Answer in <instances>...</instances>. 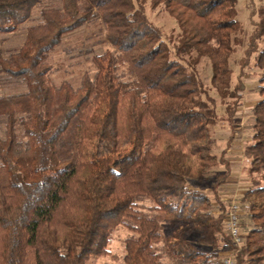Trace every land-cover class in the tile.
<instances>
[{"label":"trees","instance_id":"trees-1","mask_svg":"<svg viewBox=\"0 0 264 264\" xmlns=\"http://www.w3.org/2000/svg\"><path fill=\"white\" fill-rule=\"evenodd\" d=\"M42 1L0 0V39L34 22L0 57L1 81L21 89L0 96V264H89L120 227L129 232L123 264H222L220 252L235 248L218 203L230 169L225 152L213 154L212 128L235 123L238 77L252 58L259 99L243 152L235 264H264V6L234 77L237 0H162L179 27L171 47L146 17L153 0H59L33 18ZM93 21L113 50L91 57L94 73L76 90L53 85L51 54ZM202 59L208 85L197 74ZM219 166L214 214L205 190Z\"/></svg>","mask_w":264,"mask_h":264},{"label":"rangeland","instance_id":"rangeland-1","mask_svg":"<svg viewBox=\"0 0 264 264\" xmlns=\"http://www.w3.org/2000/svg\"><path fill=\"white\" fill-rule=\"evenodd\" d=\"M160 3H155V0L148 1L145 6V14L148 20L164 34L166 41L170 47L173 45L176 35L179 33V27L175 17L171 15L164 7L162 0H158ZM59 4V0H43L41 6L34 9L32 17L38 16V10L45 5ZM264 6V0H237V20L240 28V32H237V39L240 43L234 48V52L231 55L230 67L233 70L234 77L239 75V62L244 57L246 49L250 44V35L253 27L259 21L257 11L260 7ZM34 22H27L20 26L19 29L7 37L0 40V57H7L8 54L17 51L26 35V28L33 25ZM105 31L102 24L98 21H93L83 28L70 33L63 37L62 43L55 48L50 56V64L52 65V71L50 75V82L59 86L62 83L68 84L72 90L79 88L82 77L87 73L90 76L94 73V67L91 63V57L93 55H100L105 51H112L113 48L105 41ZM264 39V38H263ZM264 41V40H263ZM257 42V47L263 46L264 42ZM244 62V59H242ZM241 61V63H242ZM197 74L203 85L209 84L211 76L210 65L207 59H202L197 65ZM259 70L253 66V58L247 63L241 72V76L238 78L242 84V104L236 112L235 123L232 126L217 124L213 129V138L215 145L213 148V154L219 155L225 152V156H233L234 165H236V171L234 177H229L223 184L226 192L220 198L219 204H221L226 215L231 203L236 202L238 205V199L243 191L248 186V178L246 176V162L244 159V148L247 143L250 142L251 130V112L254 104L258 101L259 96L257 93V85L259 80ZM0 74V96L19 92L21 89L15 88L12 84L3 83ZM2 80V81H1ZM208 87V86H207ZM209 95L214 97L218 103V98L215 93L210 90ZM222 107L217 106V112L221 114ZM3 136L2 129L0 128V138ZM225 159V157H224ZM223 167H216L211 169L208 176L207 193L212 201L213 213H220L218 204L214 201L210 188L214 184L215 176L223 174L225 171ZM222 171V172H220ZM242 215L239 213V217ZM240 227V218H239ZM242 235L244 233L240 227ZM129 235V232L125 228H118L113 233L109 245L108 253L102 257L92 259L89 264H123L122 258L124 254L123 240ZM242 248V247H241ZM237 250L236 255L241 250ZM235 248L231 249L233 251ZM228 252H220L221 261ZM235 255V257H236Z\"/></svg>","mask_w":264,"mask_h":264},{"label":"built area","instance_id":"built-area-1","mask_svg":"<svg viewBox=\"0 0 264 264\" xmlns=\"http://www.w3.org/2000/svg\"><path fill=\"white\" fill-rule=\"evenodd\" d=\"M225 232L235 246L233 251H228L222 260V264H235L237 250L242 247L243 235L239 227V206L236 202L231 203L225 218Z\"/></svg>","mask_w":264,"mask_h":264},{"label":"crops","instance_id":"crops-1","mask_svg":"<svg viewBox=\"0 0 264 264\" xmlns=\"http://www.w3.org/2000/svg\"><path fill=\"white\" fill-rule=\"evenodd\" d=\"M233 156H225V161L229 164V169H230V177H234V172L236 171V165H234V159L232 158ZM222 172V171H220Z\"/></svg>","mask_w":264,"mask_h":264}]
</instances>
